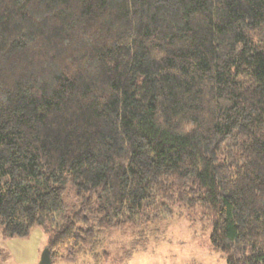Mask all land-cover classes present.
Masks as SVG:
<instances>
[{"label":"trees","instance_id":"trees-1","mask_svg":"<svg viewBox=\"0 0 264 264\" xmlns=\"http://www.w3.org/2000/svg\"><path fill=\"white\" fill-rule=\"evenodd\" d=\"M184 217L264 264V0H0L2 238L100 263Z\"/></svg>","mask_w":264,"mask_h":264},{"label":"rangeland","instance_id":"rangeland-1","mask_svg":"<svg viewBox=\"0 0 264 264\" xmlns=\"http://www.w3.org/2000/svg\"><path fill=\"white\" fill-rule=\"evenodd\" d=\"M210 228L202 230L184 217L172 219L162 231L149 234L142 245H134L131 230L109 234L104 249L110 258L96 264H226L225 255L211 248ZM50 233L42 225L33 226L24 237L3 239L0 232V264H40ZM89 256L76 262L58 259L52 264H95Z\"/></svg>","mask_w":264,"mask_h":264},{"label":"water","instance_id":"water-1","mask_svg":"<svg viewBox=\"0 0 264 264\" xmlns=\"http://www.w3.org/2000/svg\"><path fill=\"white\" fill-rule=\"evenodd\" d=\"M40 264H52L51 253L48 247L41 254Z\"/></svg>","mask_w":264,"mask_h":264}]
</instances>
